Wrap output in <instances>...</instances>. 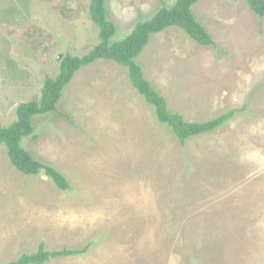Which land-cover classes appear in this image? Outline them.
<instances>
[{
	"label": "rangeland",
	"instance_id": "obj_1",
	"mask_svg": "<svg viewBox=\"0 0 264 264\" xmlns=\"http://www.w3.org/2000/svg\"><path fill=\"white\" fill-rule=\"evenodd\" d=\"M174 0H106L114 39ZM89 0H0V125L39 98L61 57L98 41ZM213 45L171 26L136 61L188 121L234 110L180 143L131 84L127 68L82 66L56 110L36 115L22 146L70 183L24 174L0 144V264L64 248L42 264H264V17L246 0L192 6Z\"/></svg>",
	"mask_w": 264,
	"mask_h": 264
},
{
	"label": "trees",
	"instance_id": "obj_2",
	"mask_svg": "<svg viewBox=\"0 0 264 264\" xmlns=\"http://www.w3.org/2000/svg\"><path fill=\"white\" fill-rule=\"evenodd\" d=\"M198 1L200 0H174L169 6L159 7L150 17L136 21L124 37L114 39L116 28L108 18L106 0H89L88 13L98 28L99 41L81 56L64 54L60 59L58 73L54 77H45L40 97L19 103L16 118L6 126L0 125V144L5 146L11 164L24 174H43L57 188L69 189L70 183L65 175L52 164L34 158L22 146V139L33 132V119L36 115L56 110L62 92L74 74L82 66L99 59L112 60L127 68L131 84L153 108L157 120L166 124L181 144L192 136L213 131L223 125L234 110L204 121L185 120L181 114L169 108L165 97L146 78L141 65L136 61L150 37L171 26L179 27L201 45H213L207 30L196 19L192 10V6ZM246 2L259 17H264V0ZM87 248L88 245L80 249L49 251L40 243L35 252L22 253L5 264H42L51 258L83 253Z\"/></svg>",
	"mask_w": 264,
	"mask_h": 264
}]
</instances>
